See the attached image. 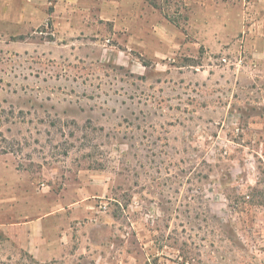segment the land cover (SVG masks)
I'll return each instance as SVG.
<instances>
[{
	"label": "rangeland",
	"instance_id": "rangeland-1",
	"mask_svg": "<svg viewBox=\"0 0 264 264\" xmlns=\"http://www.w3.org/2000/svg\"><path fill=\"white\" fill-rule=\"evenodd\" d=\"M148 2L85 36L0 0L40 15L0 22V223L61 240L0 264H264V0Z\"/></svg>",
	"mask_w": 264,
	"mask_h": 264
},
{
	"label": "crops",
	"instance_id": "crops-1",
	"mask_svg": "<svg viewBox=\"0 0 264 264\" xmlns=\"http://www.w3.org/2000/svg\"><path fill=\"white\" fill-rule=\"evenodd\" d=\"M53 7L52 19L56 32L83 33L85 36L98 35L104 25L121 20L129 26L140 24L144 12H161L148 0H46ZM46 3V2H45ZM40 17L36 12H0V22L10 25H34ZM121 23V22H120ZM67 33V32H66ZM142 41V32L133 38ZM19 214V211L17 210ZM43 219L37 221L18 220L0 223V231L24 251L42 261H48L60 249L58 241H52L45 235ZM57 243V244H56ZM57 251V252H58Z\"/></svg>",
	"mask_w": 264,
	"mask_h": 264
},
{
	"label": "trees",
	"instance_id": "trees-1",
	"mask_svg": "<svg viewBox=\"0 0 264 264\" xmlns=\"http://www.w3.org/2000/svg\"><path fill=\"white\" fill-rule=\"evenodd\" d=\"M250 199H251V202L253 201L252 200V197H250ZM187 254H189V253H187V251L185 250V251H183L182 253H181V262H179V264H190L191 262V257L189 256V255H187Z\"/></svg>",
	"mask_w": 264,
	"mask_h": 264
}]
</instances>
